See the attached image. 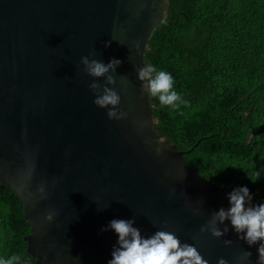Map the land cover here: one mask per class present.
I'll return each instance as SVG.
<instances>
[{
  "label": "water",
  "instance_id": "1",
  "mask_svg": "<svg viewBox=\"0 0 264 264\" xmlns=\"http://www.w3.org/2000/svg\"><path fill=\"white\" fill-rule=\"evenodd\" d=\"M169 9L170 0H0V183L22 201L26 251L42 264H107L117 237L101 229L130 218L145 236L175 231L209 264H235L246 250L255 264L256 248L231 232H200L228 207L230 190L195 172L157 129L156 101L140 89L136 70ZM83 56L122 61L110 87L127 119L109 120L94 104ZM26 157L36 165L31 182L23 179ZM49 210L57 214L51 223Z\"/></svg>",
  "mask_w": 264,
  "mask_h": 264
},
{
  "label": "trees",
  "instance_id": "2",
  "mask_svg": "<svg viewBox=\"0 0 264 264\" xmlns=\"http://www.w3.org/2000/svg\"><path fill=\"white\" fill-rule=\"evenodd\" d=\"M147 63L167 70L187 101H157L156 126L198 175L228 188L247 185L264 203V0H170ZM30 226L22 201L0 183V256L26 251Z\"/></svg>",
  "mask_w": 264,
  "mask_h": 264
},
{
  "label": "clouds",
  "instance_id": "3",
  "mask_svg": "<svg viewBox=\"0 0 264 264\" xmlns=\"http://www.w3.org/2000/svg\"><path fill=\"white\" fill-rule=\"evenodd\" d=\"M110 44L111 41H106L105 47H109ZM136 47L139 49V44ZM81 63L87 75L94 78L89 84V89L95 97L94 104L107 110L109 120L127 119L128 112L120 107L121 95L114 87H110L116 84V77L113 74L117 72L122 61L112 58L105 64L101 60L83 56ZM136 71L141 91L154 98L161 106L178 110L182 105L187 104L182 95L176 91L174 77L167 70L144 63V66ZM101 78L104 80L103 84L97 82ZM156 144V153L160 154L165 141L158 139ZM35 169L34 158L26 157L23 179L31 182ZM36 191L41 200L47 199V182H40ZM226 198L228 207H220L213 211L211 219L200 228V232L210 233L216 239L224 238L231 232L249 248H256L255 264H264V203H253V194L247 185L234 187L227 193ZM194 214H199V209L195 210ZM56 215L54 210H49L44 220L51 223ZM135 225V218L112 219L101 229V232L112 231L117 237L112 247L111 259L107 264H209L194 244L182 242L175 231L157 230L151 236H145ZM223 243L225 246H230L233 241L223 239ZM251 256L252 252L246 250L236 258L235 264H252ZM0 264H28V262L21 255L12 254L0 256ZM217 264H229V261L219 258Z\"/></svg>",
  "mask_w": 264,
  "mask_h": 264
}]
</instances>
